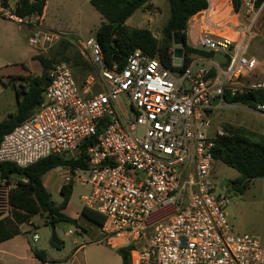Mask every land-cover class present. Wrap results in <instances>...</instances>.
I'll return each instance as SVG.
<instances>
[{"label":"built area","instance_id":"1","mask_svg":"<svg viewBox=\"0 0 264 264\" xmlns=\"http://www.w3.org/2000/svg\"><path fill=\"white\" fill-rule=\"evenodd\" d=\"M207 1L201 22L216 30L222 21L216 14L239 9L249 14L258 8L256 0H239L238 10L232 0H220L219 7ZM0 17L39 21L35 14L17 16L5 0H0ZM229 24L239 27L231 31L235 39L207 30L197 36L198 49L223 54L225 63L192 56L182 71L138 48L121 68L107 67L95 36L85 38L84 53L96 75L88 74L79 84L67 63H54L41 102L3 135L0 163L26 167L50 154L74 153L85 139L94 138L86 150L90 191L81 198L103 218L98 242L121 247L135 242L129 264H264L259 238L232 229L224 212L228 197L215 193L212 181L215 138L226 132H211V110L224 94L264 90V81L240 80L258 61L246 55L248 28L225 21L228 29ZM57 36L36 31L29 43L46 44ZM182 61L183 56L178 63L172 58V65ZM198 62L207 66L194 69ZM255 110L264 113V102ZM11 186L1 184L2 197ZM168 206L165 220L149 221L153 212Z\"/></svg>","mask_w":264,"mask_h":264},{"label":"rangeland","instance_id":"2","mask_svg":"<svg viewBox=\"0 0 264 264\" xmlns=\"http://www.w3.org/2000/svg\"><path fill=\"white\" fill-rule=\"evenodd\" d=\"M14 8L17 0H7ZM155 5L149 8L152 21L146 22L141 17L146 9H137L129 18L130 27H150L156 34L159 26L163 25L169 15V4L167 0H154ZM148 14V15H149ZM222 18L220 30L209 28L200 22L199 30L212 31L217 34L235 39V29L239 27L226 28L225 21L248 28L246 55L255 57L258 61L257 68L240 80L247 82L264 81V1L256 10L246 14L239 9L236 12H223L218 15ZM102 17L90 4L89 0H49L45 11L42 25L37 22L18 23L4 17H0V121L9 114L14 113L17 108L16 88L24 83L23 76L34 77L42 71L39 62L34 56L41 54L54 59V63L65 62L70 67L79 84L86 78L85 74L96 75L95 68L84 53L83 40L92 37L98 28ZM216 21V20H214ZM195 22V21H194ZM192 24V23H191ZM196 25V23H194ZM157 27V31L155 30ZM36 31H50L58 34L50 43H38L33 46L29 38ZM161 34V33H160ZM186 39L193 45L198 46L195 31L186 28ZM66 42L68 44H66ZM32 51V52H31ZM30 53V54H29ZM206 63H196L194 69ZM221 66H224L223 64ZM83 79V80H82ZM94 86L91 87L93 91ZM96 87L94 91H96ZM120 107L124 106L122 99L118 100ZM123 108V107H122ZM125 113V107L123 108ZM211 132L223 129L225 124L241 126L257 134L264 135V113L255 108L247 107L239 103H227L224 100L218 102L210 112ZM73 154V153H72ZM74 173V174H73ZM71 179V192L69 205L63 211L71 216L84 207L82 196L88 194V169L73 170ZM238 172L219 160L213 162L212 181L215 193H223L228 197V203L224 208L226 219L232 229L238 233H249L259 238L264 246V178L254 179L249 187L242 193H237L231 187L229 180L238 176ZM67 182V183H68ZM0 178V213L12 217L11 209L3 202L1 196L3 188ZM51 199L56 204L62 202V194L51 190ZM5 216V217H6ZM43 216L31 215L32 224H25L24 229H29L32 235H39L36 245L45 249L48 261L46 264H121L120 256L105 242H96L95 229L87 233L76 232V227L68 222H57L55 224L56 236L59 240L57 246L51 245L50 225L43 223ZM96 224V223H95ZM30 225V226H29ZM99 230L100 225L96 224ZM67 229L74 231L69 234ZM76 241V245L73 241ZM86 243L73 254L77 244ZM131 248H138L136 243ZM30 264V263H29Z\"/></svg>","mask_w":264,"mask_h":264},{"label":"trees","instance_id":"3","mask_svg":"<svg viewBox=\"0 0 264 264\" xmlns=\"http://www.w3.org/2000/svg\"><path fill=\"white\" fill-rule=\"evenodd\" d=\"M152 0H89L102 19L95 31L104 62L107 67L116 65L121 68L128 55L135 49H141L150 57L157 58L162 65L182 71L192 56H201L211 59L212 51H205L192 47L186 42V27L191 16L204 10L208 6L207 0H167L169 15L161 27V37L157 39L154 34L144 27H129L127 19L137 10L152 7ZM264 0H256L257 7ZM46 0H17L13 13L20 17L30 15L41 16ZM235 10L239 9V0H232ZM5 5H8L5 0ZM182 31L185 40L183 46V61L180 66L172 65V33ZM66 44H68L66 42ZM40 66L41 73L34 77L23 76L24 83L16 88L17 108L0 121V141L4 134L29 117L33 109L41 102L44 86L47 84V71L54 64V59L38 54L34 56ZM88 74H85V77ZM83 80V79H82ZM227 103H239L247 107L255 108L260 102H264L263 89H249L246 92L230 96L224 94ZM226 134L215 138L212 155L214 160H219L225 165L234 168L238 176L229 180L231 187L237 193H242L251 182L264 178V135L257 134L241 126L225 124ZM94 138L85 139L78 150L65 154H50L26 167H19L11 162L0 163V178L8 184H13L7 192V202L13 213L12 217L0 219V241L10 235L19 233V225L27 222L31 215L44 217V224L51 222H68L81 230L84 228L78 224L77 219L66 215L62 210L66 207L71 192V183L61 186L62 202L56 204L51 199V193L43 185V176L50 170L64 166L71 172L75 169H87V153L89 145ZM85 218L101 225L102 216L97 212L82 208L80 212ZM52 246H57L59 240ZM31 252L42 262L53 261L47 259L44 249L35 245L30 246ZM77 249L75 247L73 252ZM131 245L119 247L117 253L121 258V264H129V251Z\"/></svg>","mask_w":264,"mask_h":264},{"label":"crops","instance_id":"4","mask_svg":"<svg viewBox=\"0 0 264 264\" xmlns=\"http://www.w3.org/2000/svg\"><path fill=\"white\" fill-rule=\"evenodd\" d=\"M6 2L8 4V6L13 9V7H11L9 5V2L7 0H6ZM211 2L216 3V7H219L222 4L220 0H211ZM151 3L153 5H155L154 0H152ZM48 5H49V0H46L44 8H43V13L41 16H38L39 22L41 25H42L43 17L45 15V11L47 10ZM142 10L143 9L141 8V11ZM201 13H205V12L201 10V11L197 12L196 14H194L193 16H191L190 17L191 19L189 18V20L187 22V27H186V28L190 27V28H192L193 31H195L196 39H197L198 33L201 31V30H199L200 22H201V15H200ZM221 13L216 14V17ZM148 14H149L148 10L143 11L141 17L144 18L146 20V22L149 21V23H150L152 21V17H151V14H149V15ZM129 20H130V18L127 19L126 25L130 27ZM194 23H196V25H194ZM161 27H162V25L159 26V31H157L158 29L156 27L155 30L157 31V33L155 34L153 32V30L147 26V28L154 34V36L157 39H159L161 37V34H160ZM186 42L188 45H190L192 47H196V45H193L191 42H188L187 39H186ZM207 59L208 58L197 56L198 61H203V60H207ZM72 173L73 172H71L68 168H66L64 166L54 168V169L48 171L43 176V185L47 188V190L50 193H51V190H55L56 192H60L61 186L66 184L69 181V179H71ZM51 195H52V193H51ZM3 202H5L6 205L9 208H11L8 205L7 197L6 198L4 197ZM69 202L67 203L66 207L62 211H65V209L69 205ZM170 209H171V207L168 206V207H165L163 209H160V210L153 212L151 214V216L149 217V221L157 222V221L165 220L166 217L168 216L166 214V212L169 211ZM80 212L81 211H77L76 213H74L70 217L77 219L78 224L84 228V230L83 229L81 230V233H87L88 231H90V229L96 228L95 232H97V233H95L94 236H97L96 242H98L97 240L101 238V234L98 230V227H96L97 225L94 222H92L91 220L85 218ZM5 216H6L5 214L0 213V219L5 217ZM28 219L29 220L27 222L21 223L19 225V227H18L19 231H20L19 233L5 237L0 241V264H29V263L30 264H46L47 263V262H42L39 259H37L36 257H34V255L31 252V249H30L31 244L35 245L37 247V245L35 243L36 241H34L32 239V235L37 234V233L34 232L31 235L29 233L30 228L29 229L23 228V226L25 224H30V225L32 224L31 216ZM43 223H44V219H43ZM68 230L69 229H67V232H68ZM38 238H39V235H38ZM73 242L76 245L77 242L75 240ZM85 244L86 243L77 244L76 250H78L79 248H83ZM111 247L117 253V249L121 246H111ZM120 260H121V258H120Z\"/></svg>","mask_w":264,"mask_h":264},{"label":"water","instance_id":"5","mask_svg":"<svg viewBox=\"0 0 264 264\" xmlns=\"http://www.w3.org/2000/svg\"><path fill=\"white\" fill-rule=\"evenodd\" d=\"M184 43H185V40L183 37V32L182 31H174L172 33V44H173L172 58L174 59L175 63H178L183 56ZM213 59L219 63H225V61H226L225 56L221 53H215L213 55ZM49 225L51 228V241L56 243L58 241V238H57L56 232H55V224L53 222H51Z\"/></svg>","mask_w":264,"mask_h":264},{"label":"bare ground","instance_id":"6","mask_svg":"<svg viewBox=\"0 0 264 264\" xmlns=\"http://www.w3.org/2000/svg\"><path fill=\"white\" fill-rule=\"evenodd\" d=\"M195 17V16H194ZM197 17V16H196ZM191 19V18H190Z\"/></svg>","mask_w":264,"mask_h":264}]
</instances>
